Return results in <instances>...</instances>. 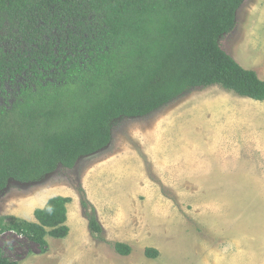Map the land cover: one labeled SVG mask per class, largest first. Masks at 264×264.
<instances>
[{
  "label": "rangeland",
  "instance_id": "374dc122",
  "mask_svg": "<svg viewBox=\"0 0 264 264\" xmlns=\"http://www.w3.org/2000/svg\"><path fill=\"white\" fill-rule=\"evenodd\" d=\"M218 44L264 80V0H244ZM12 86V87H11ZM14 84L0 92L12 100ZM109 146L38 183L11 181L0 217L34 222L52 197H68L63 239L41 250L13 231L0 257L17 264H264V101L218 85L195 89L142 118L110 123ZM85 197L101 237L88 228ZM115 242L131 247L118 255ZM158 251L155 259L144 256Z\"/></svg>",
  "mask_w": 264,
  "mask_h": 264
},
{
  "label": "trees",
  "instance_id": "16d2710c",
  "mask_svg": "<svg viewBox=\"0 0 264 264\" xmlns=\"http://www.w3.org/2000/svg\"><path fill=\"white\" fill-rule=\"evenodd\" d=\"M243 2L0 0V92L15 88L0 104V193L11 181L38 183L73 169L109 146L113 120L147 117L195 89L218 85L264 101V80L218 44ZM70 201L50 198L34 222L0 217V234L13 231L42 250L45 236L68 235ZM80 204L101 237L95 210L85 197ZM113 248L131 253L124 243Z\"/></svg>",
  "mask_w": 264,
  "mask_h": 264
}]
</instances>
